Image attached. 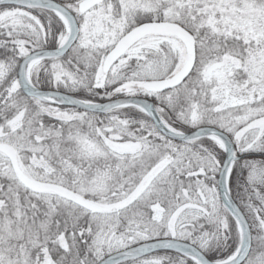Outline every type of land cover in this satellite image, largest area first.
<instances>
[{
    "label": "snow or ice",
    "instance_id": "snow-or-ice-1",
    "mask_svg": "<svg viewBox=\"0 0 264 264\" xmlns=\"http://www.w3.org/2000/svg\"><path fill=\"white\" fill-rule=\"evenodd\" d=\"M0 264H264V0H0Z\"/></svg>",
    "mask_w": 264,
    "mask_h": 264
}]
</instances>
